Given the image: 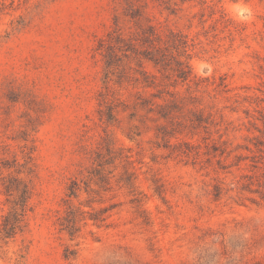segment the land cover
<instances>
[{
    "label": "rangeland",
    "instance_id": "obj_1",
    "mask_svg": "<svg viewBox=\"0 0 264 264\" xmlns=\"http://www.w3.org/2000/svg\"><path fill=\"white\" fill-rule=\"evenodd\" d=\"M259 142L264 0H0V264H264Z\"/></svg>",
    "mask_w": 264,
    "mask_h": 264
},
{
    "label": "trees",
    "instance_id": "obj_2",
    "mask_svg": "<svg viewBox=\"0 0 264 264\" xmlns=\"http://www.w3.org/2000/svg\"><path fill=\"white\" fill-rule=\"evenodd\" d=\"M181 79L183 80H187V76H179ZM175 105V104H173ZM167 106V105H166ZM166 106H160L162 110H165ZM260 131V130H259ZM255 147L257 150H259L260 152H262L264 145L261 144V142H259V144H255ZM249 151H252L251 148H247ZM215 151L217 152L218 149H216L215 147ZM226 152V150H220V154L224 155ZM126 180H124L128 185H132L133 182V174L130 172H126ZM160 191V190H159ZM159 193V192H158ZM262 197H264V193L263 192H258ZM72 195H74V192H72ZM20 208L16 209L15 212L13 213L14 215H12L13 219L12 222H9V216L5 218L4 220V228H3V238H12L14 237V235L16 234L17 229L20 227V223H21V217H23L25 215L26 212V207H27V200H28V192L27 190H23L22 194L20 195ZM76 218H72V220H75ZM90 219L94 221V224L97 225L99 218L97 217V213L96 214H92L90 216ZM7 222H9L8 226L6 227ZM75 228L72 226H69L68 228V232L70 235H73Z\"/></svg>",
    "mask_w": 264,
    "mask_h": 264
}]
</instances>
